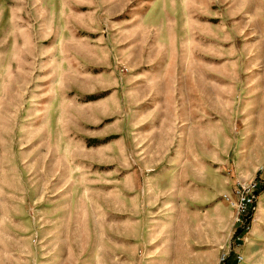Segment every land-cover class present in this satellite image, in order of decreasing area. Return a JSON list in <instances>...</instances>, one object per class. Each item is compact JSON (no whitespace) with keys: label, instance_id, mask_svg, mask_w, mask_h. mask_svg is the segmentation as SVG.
<instances>
[{"label":"rangeland","instance_id":"1","mask_svg":"<svg viewBox=\"0 0 264 264\" xmlns=\"http://www.w3.org/2000/svg\"><path fill=\"white\" fill-rule=\"evenodd\" d=\"M222 254L264 264V0H0V264Z\"/></svg>","mask_w":264,"mask_h":264},{"label":"built area","instance_id":"2","mask_svg":"<svg viewBox=\"0 0 264 264\" xmlns=\"http://www.w3.org/2000/svg\"><path fill=\"white\" fill-rule=\"evenodd\" d=\"M242 189L245 191V193H241L240 201L237 204L236 208L239 213L246 214L254 208L256 196L253 191L257 190V187L256 184H253L251 186H243ZM238 219L242 223L241 218L238 217ZM244 220L246 222L247 219ZM227 257L228 254H222L219 258L218 264H225ZM239 258H241V256H239Z\"/></svg>","mask_w":264,"mask_h":264},{"label":"crops","instance_id":"3","mask_svg":"<svg viewBox=\"0 0 264 264\" xmlns=\"http://www.w3.org/2000/svg\"><path fill=\"white\" fill-rule=\"evenodd\" d=\"M232 264H237V263L236 262L235 263L233 262Z\"/></svg>","mask_w":264,"mask_h":264}]
</instances>
